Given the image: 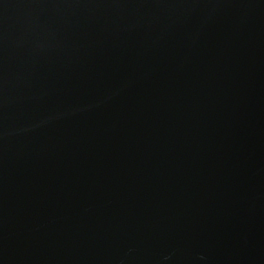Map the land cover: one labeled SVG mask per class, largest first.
<instances>
[{"label": "water", "instance_id": "obj_1", "mask_svg": "<svg viewBox=\"0 0 264 264\" xmlns=\"http://www.w3.org/2000/svg\"><path fill=\"white\" fill-rule=\"evenodd\" d=\"M0 264H264V0H0Z\"/></svg>", "mask_w": 264, "mask_h": 264}]
</instances>
